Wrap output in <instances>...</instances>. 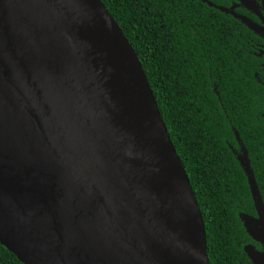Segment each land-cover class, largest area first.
I'll return each mask as SVG.
<instances>
[{"label": "water", "instance_id": "95a60500", "mask_svg": "<svg viewBox=\"0 0 264 264\" xmlns=\"http://www.w3.org/2000/svg\"><path fill=\"white\" fill-rule=\"evenodd\" d=\"M240 18L264 37V18ZM0 244L23 264H209L187 174L101 0H0Z\"/></svg>", "mask_w": 264, "mask_h": 264}, {"label": "trees", "instance_id": "16d2710c", "mask_svg": "<svg viewBox=\"0 0 264 264\" xmlns=\"http://www.w3.org/2000/svg\"><path fill=\"white\" fill-rule=\"evenodd\" d=\"M101 1L155 96L202 214L209 264H245L241 212L253 207L246 176L228 148L234 137L228 122L241 124V140L260 156L264 126L256 102L264 99V87L255 74L262 81L264 71L251 43L264 37L228 0ZM258 166L251 174L264 203V163ZM0 264L23 263L0 244Z\"/></svg>", "mask_w": 264, "mask_h": 264}, {"label": "flooded vegetation", "instance_id": "af4514ba", "mask_svg": "<svg viewBox=\"0 0 264 264\" xmlns=\"http://www.w3.org/2000/svg\"><path fill=\"white\" fill-rule=\"evenodd\" d=\"M228 1L230 3L229 5H233L236 7L237 10H235L236 11L235 15L238 18H240V16H245L251 21L253 22L255 21V23L257 24L260 25L263 24L264 8L262 5V0H228ZM251 49L252 50L256 49L254 52L259 57L258 60L259 69L264 71V42L251 43ZM255 78L264 87V79H262L261 81L260 78L256 76V74H255ZM256 103L259 104L257 106V109L259 110L258 111L259 116H262V123L258 125L262 126L263 124L264 126V99ZM256 116L258 117V115ZM258 125L255 124V126ZM228 127L232 129L233 132L232 134L234 135L232 142H228V148L232 152L234 159L236 160L239 167L242 168L246 176V181H247L248 189L250 191V195L252 199V207H253L252 213L241 212V215H244L249 218V222H248L249 230L245 226L246 218L242 220V226L244 227L247 236V238H245L246 239L245 242L242 244L243 252L244 254H246L248 258V260L245 261V264H261L258 263L256 259L252 260L245 251V248L246 247L250 248L253 254H259L264 256V203L260 196V189L258 188L259 186L254 179L255 185L257 187L256 189L258 191V195L260 196V199L262 201V206L260 207V210H258L251 193V187L248 182V174L243 168L242 164H244L245 167L249 170L250 175L254 174V171L259 168L258 163L259 164L264 163V147L262 148L261 155L259 156L258 153L255 152L254 148H250V150L247 149L246 145L241 140L237 132V129L241 127V124L233 123L229 119ZM251 171H253L252 174Z\"/></svg>", "mask_w": 264, "mask_h": 264}]
</instances>
